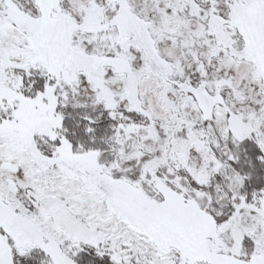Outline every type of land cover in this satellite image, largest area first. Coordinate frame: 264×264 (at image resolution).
<instances>
[{
  "label": "snow or ice",
  "instance_id": "6c2138e0",
  "mask_svg": "<svg viewBox=\"0 0 264 264\" xmlns=\"http://www.w3.org/2000/svg\"><path fill=\"white\" fill-rule=\"evenodd\" d=\"M0 264H264V0H0Z\"/></svg>",
  "mask_w": 264,
  "mask_h": 264
}]
</instances>
